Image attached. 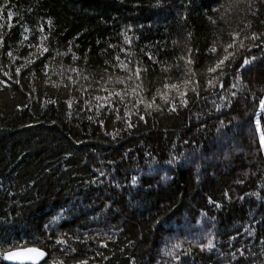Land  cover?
Instances as JSON below:
<instances>
[{
	"label": "trees",
	"instance_id": "trees-1",
	"mask_svg": "<svg viewBox=\"0 0 264 264\" xmlns=\"http://www.w3.org/2000/svg\"><path fill=\"white\" fill-rule=\"evenodd\" d=\"M261 101L264 0H0V264H264Z\"/></svg>",
	"mask_w": 264,
	"mask_h": 264
},
{
	"label": "snow or ice",
	"instance_id": "snow-or-ice-1",
	"mask_svg": "<svg viewBox=\"0 0 264 264\" xmlns=\"http://www.w3.org/2000/svg\"><path fill=\"white\" fill-rule=\"evenodd\" d=\"M246 38L247 39H252V40L258 39V37L255 34H253L251 37H246ZM240 46L241 47L244 46L243 40L240 41ZM233 47H234L233 44H229L228 47L224 49V52L226 54L223 56L222 59L218 60V62L216 63L215 67L209 68L210 72H215L217 68H222V66L224 65L225 61L229 60L230 57H234V53L228 51V48H233ZM211 51L215 52L216 49L213 48V49H211ZM188 63H191V61H189ZM248 63H250V61L248 59H245L244 60V64L246 65ZM220 74L223 75L224 74L223 71H221ZM188 83H189L188 80L184 81L185 85H187ZM209 86H214V83H213L212 80H209ZM164 87L165 88H169V89H176L179 92V88H178L177 84H171V85L166 84ZM192 90L196 91L195 88H193ZM158 93L161 94V98L164 99L165 102H168L167 93H161L160 90H158ZM179 94L181 96V103L186 105L187 101L183 99V96H184L185 93L179 92ZM117 95H119V93H117ZM261 105H262V108H264V101H261ZM147 106L148 107H152V104H148ZM171 110L175 111V107H173ZM257 124H258V127H259V122H257ZM261 140H262V142H264V133H262V135H261ZM59 242H62V241H59ZM207 247H209V248L212 247L211 242H209ZM44 255L45 254L42 251H40V250H38L36 248H28V249H25L23 251L6 252V253L3 254V257L5 259H8V260H18V261L31 260V261L35 262L39 258L44 257Z\"/></svg>",
	"mask_w": 264,
	"mask_h": 264
},
{
	"label": "water",
	"instance_id": "water-1",
	"mask_svg": "<svg viewBox=\"0 0 264 264\" xmlns=\"http://www.w3.org/2000/svg\"><path fill=\"white\" fill-rule=\"evenodd\" d=\"M30 248H35V247H30ZM25 249H28V248H24V249H16V250H13V251H23ZM40 251H42L45 255L44 257L42 258H39L38 260H36L35 262L31 261V260H23V261H18V260H8V259H5V262L7 264H41L42 262H44L47 258V253L42 250V249H39V248H36Z\"/></svg>",
	"mask_w": 264,
	"mask_h": 264
}]
</instances>
